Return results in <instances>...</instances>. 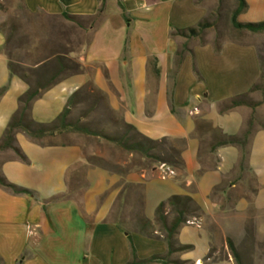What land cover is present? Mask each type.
Wrapping results in <instances>:
<instances>
[{
	"label": "crops",
	"instance_id": "1",
	"mask_svg": "<svg viewBox=\"0 0 264 264\" xmlns=\"http://www.w3.org/2000/svg\"><path fill=\"white\" fill-rule=\"evenodd\" d=\"M23 1L29 13L57 18L63 27L64 72L33 103V121L40 125L54 123L69 99L92 84L104 95L111 111L141 136L152 141H187L182 154L185 179L180 182L176 176L163 178L164 170L159 169L150 174L135 170L123 179L117 173L91 168L86 174L89 188L79 201L70 199L44 208L52 197L69 192L70 173L85 164L83 149L61 143L40 146L18 132L17 147L29 164L19 161L11 150L0 152V175L33 196L15 195L0 187V264H128V234L107 221L123 190L119 186L122 181L143 187L142 214L149 221L155 220L159 205L173 196L190 197L200 208L202 216L193 219L177 236L179 245L192 246L193 250L175 255V260L236 264L228 252L217 262L207 259L214 237L206 223L228 224L243 238L250 213L248 220L260 231L264 229V127L257 125L252 132L244 168L239 146L218 147L212 153L218 143L212 140L216 142L203 154V134L195 132L197 122L205 121L227 137H239L254 113L264 114V106H239L221 113L225 104L240 96H258L257 92L249 94L261 77L258 44L228 42L217 53L212 42L191 40L188 45L192 55L176 70L177 52L187 41L172 38L171 33L195 27L207 16L195 0H104L101 22L93 28H80L63 15L90 19L99 14L101 0ZM245 1L248 10L239 22L261 21L253 19L258 13L264 16V0ZM250 1L258 4V13L243 22L248 14L255 13ZM75 34L88 36L84 46L76 41ZM249 36L264 44V34ZM6 42L7 36L0 29V90L8 88L0 99V140L19 110V98L30 89L19 76L11 77ZM194 64L201 81L194 73ZM20 65L29 67L25 62ZM75 66L82 72H70ZM10 154L12 157L6 159ZM246 174L248 185H242ZM218 187L221 190L213 194ZM238 193L240 196L233 199V214H225V198ZM132 239L141 260L168 252L163 237L149 239L133 233Z\"/></svg>",
	"mask_w": 264,
	"mask_h": 264
},
{
	"label": "trees",
	"instance_id": "2",
	"mask_svg": "<svg viewBox=\"0 0 264 264\" xmlns=\"http://www.w3.org/2000/svg\"><path fill=\"white\" fill-rule=\"evenodd\" d=\"M237 6L231 17V25L234 30L238 32H248L251 34H264V22L261 23H249L243 24L239 22V17L247 12L248 5L245 0H235ZM101 10L99 14L88 19L92 20L91 28L95 27L97 24L101 22L102 15L105 8V1L101 0ZM122 8V6H121ZM26 9V8H25ZM123 9V8H122ZM63 18L67 21H70L80 28H85L80 19L75 17H70L66 14L63 15ZM212 25L210 23L201 22L197 26L188 28L185 30H174L171 33L172 38H181L185 39L187 43L183 45L179 49L176 55V70H179L183 64V61L188 55H192V51L189 49L188 42L192 39L199 38L206 30L211 29ZM14 33V29L12 31ZM14 35H12L13 37ZM12 37L7 38V42L5 45V52L7 57L9 58V68L11 71V77L16 75L21 79L26 81L30 85V89L24 95H22L19 102V110L11 119L9 123L3 139L0 141V152L11 150L15 154L16 158L24 164H29L27 157L22 153V151L17 147L16 144V135L18 132L25 133L30 139L35 141L40 146H46L41 141L46 138H52L57 135H66V134H83L85 136L91 137H102L108 142H112L116 144L118 147L124 149L129 154L134 155L138 154L142 160H147L151 162V171L156 170L157 168L164 167L168 170H171L175 173L181 174V178L185 179V163L182 158L183 151L186 148L187 141L186 140H169L163 139L161 141H152L143 136H141L135 128L126 124L122 118H119L117 114H115L108 107L104 95L96 90L92 84H87L80 91L74 94L68 101L67 107L61 113V115L57 118V120L50 125H40L33 121L31 116V110L33 103L41 98V93L49 90L52 86H54L61 77V74L64 70L61 69V52L58 50L52 51L50 54L40 56L36 61H34L29 67H23L19 62H15L12 59V55L8 53L7 49L10 47L12 43ZM31 49V48H30ZM37 49V48H35ZM216 52H220V46L216 47ZM38 66L37 69H33V67ZM193 70L198 80L201 81V77L197 71L196 65H193ZM70 72L74 74H79L82 72L81 68L75 66L70 69ZM7 87L0 90V99L4 96L7 91ZM256 91H262L264 93V64H261V77L258 83L253 87L249 94H252ZM248 95L240 96L230 102V106L225 110H221V113L226 112L232 108H236L239 106H248L250 107L244 99L247 98ZM92 99L94 101V105L103 104L104 111L111 116L114 120V124L125 130L124 134L119 138L108 137L104 133L101 132H93L89 130L84 125L80 123H71L69 122V117L72 113V109L79 103L84 100ZM254 107V106H253ZM96 109V107H94ZM174 112V109H172ZM252 126L253 124H249V129L245 133L243 139L238 137H227L221 133L220 130L213 129L210 123L202 121L200 124H197V130L195 135H201L202 131H209L217 136V147L212 148V153L215 152L216 148L222 146L229 145H237L241 148L243 152L242 156V164L241 167L244 168V165L247 160L248 155V146L249 140L252 135ZM138 139V140H135ZM49 146H54L53 144H48ZM159 151L160 154L155 153ZM96 158H86L85 164L83 166L77 167L73 172L69 175V180L73 179L76 183L84 182L86 183V190L89 188V184L86 180V174L91 168H102L108 170L109 172L117 173L123 179L130 172H133V169L128 170L127 172H115L110 167L100 165L96 163ZM139 170V169H138ZM140 171H146V168L140 169ZM203 173V171H201ZM181 178H177L178 181L181 182ZM184 181V180H183ZM182 181V182H183ZM119 186L123 187V190L118 198L121 200L124 196L125 192L128 189H136L139 192V204L140 211L137 213V220L141 227L140 234L144 235L149 239H158L155 237L154 226L156 224H160L164 231L163 241L166 243L168 252L165 256H152L148 259L141 260L137 256V251L133 243L132 234L123 230L120 227V223L118 220H115V223L119 229L123 230L128 234V241L130 245L131 251V261L128 264H191L190 262H182L179 260L172 259L173 256L177 254L187 253L193 250L192 246H182L179 245L177 241V236L179 231L189 225V223L193 222V219L200 218L202 216L200 208L196 205L194 200L187 196H173L166 202H163L159 205L156 211V218L154 221L147 220L142 214L143 207V195H142V186L133 187L130 184H126L122 181ZM0 187L11 191L15 195H28L33 196L28 190L19 188L15 185L10 184L4 177L0 175ZM221 188H216L213 194L218 193ZM84 194V193H83ZM81 195V197L83 196ZM80 197V198H81ZM79 199H75L70 190L67 194L57 195L49 199L43 204V207L46 208L49 204L64 202L66 200L74 199L79 201ZM173 214L174 217L170 221L169 216ZM159 240V239H158ZM227 246L230 251L232 258L234 259L236 264H242L240 255L238 254L233 242L231 240H227ZM207 259L212 262H217L218 260H212V249L209 253Z\"/></svg>",
	"mask_w": 264,
	"mask_h": 264
},
{
	"label": "rangeland",
	"instance_id": "3",
	"mask_svg": "<svg viewBox=\"0 0 264 264\" xmlns=\"http://www.w3.org/2000/svg\"><path fill=\"white\" fill-rule=\"evenodd\" d=\"M250 2L252 11L255 13L248 14L243 18V22H247L246 20L258 13V4H254L253 1ZM195 3L207 11V16L202 22L210 23L212 28L206 30L199 38L192 39V41H198L200 44L212 42L216 47L222 46L224 43L228 42L238 44L256 42L259 48L260 62L262 65L264 64V44L257 42L254 38L252 39L248 32H238L234 30L231 25V17L237 6L235 0H195ZM108 9L109 11L113 9L110 2L108 4ZM259 18L261 21L249 23L264 22V16L259 13L253 20H258ZM81 24L84 27H90L92 25V20H83ZM0 29L5 32L7 38L14 35L12 37V43L7 51L12 55V59L15 62H25L27 66H30L42 55L50 54L54 50L61 52V41H63L61 32V30L63 31V27L61 26V21L57 18L48 17L42 13H29L25 9L23 0H0ZM13 29L14 33H12ZM75 39L84 46L88 36L84 34L78 36V34H75ZM256 92L258 96L250 97L248 95V97L244 99L252 109L264 106V93L262 91ZM229 106L230 102L225 104L222 110H225ZM94 107H96V109ZM102 107L103 104L94 105L92 99L79 102L72 109L69 122L80 123L89 130L104 133L108 137H121L125 130L116 126L113 118H111ZM117 116L121 118L119 115ZM198 123L200 124L201 122L198 121L197 124ZM250 123L253 124L251 129L252 132L257 128V125L264 127L263 111L260 114L254 113L252 115L247 128L238 138L243 139L245 133L249 129ZM201 133L203 134L201 135L203 136L204 142L202 151L203 154H206L210 146L213 145L218 138L209 131H202ZM212 140L216 141L213 142ZM41 142L43 144L61 143L63 145H79L82 147L83 154L86 158L94 157L97 160L96 163L110 167L115 172H127L130 169L135 171L144 167L148 174L151 172L150 161L142 160L138 154L131 155L129 152H126L124 149L112 142H108L102 137H88L83 134L70 133L57 138H46ZM155 153L160 154L159 151ZM11 157L10 154L5 158L8 159ZM157 169L161 170V168ZM175 176L181 178V174L179 173H175L172 177ZM242 177H244L242 185H248L249 175L246 174ZM183 180L184 179H182L181 182ZM86 185L87 184L84 182L76 183L73 179H70L69 188L72 196L75 199H79L81 195L86 192ZM247 195L249 197L250 193H247ZM105 196H103V199ZM239 196L240 193L234 195V197L230 195L228 198H225L226 202L224 201L223 203L225 214H233V199ZM138 208H140L139 192H137L136 189H128L122 199H117L115 202L107 221L114 222L118 220L123 230L131 234L140 233L141 227L137 220ZM249 216L250 213H248L247 217L249 218ZM173 217L174 215L170 214V221ZM248 218L245 224V234L243 238H240L239 235L237 236V232L228 224L219 225L216 223H206V227L214 237L212 260H221L224 258V253H230L227 240H231L240 255L242 264H264V229L260 231L257 225L252 223V221L250 222ZM154 229L157 231L155 237L160 240L161 237L164 236L162 226L156 224ZM172 259H175L174 256Z\"/></svg>",
	"mask_w": 264,
	"mask_h": 264
},
{
	"label": "built area",
	"instance_id": "4",
	"mask_svg": "<svg viewBox=\"0 0 264 264\" xmlns=\"http://www.w3.org/2000/svg\"><path fill=\"white\" fill-rule=\"evenodd\" d=\"M161 170H164V174L162 175L163 178L172 177L175 175V173L173 171L168 170L164 167H161ZM189 224H191V223H189Z\"/></svg>",
	"mask_w": 264,
	"mask_h": 264
}]
</instances>
